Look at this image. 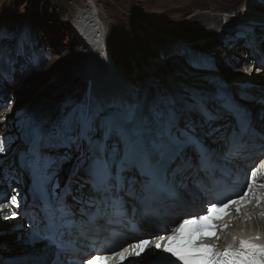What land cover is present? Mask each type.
<instances>
[{"label": "snow or ice", "instance_id": "6c2138e0", "mask_svg": "<svg viewBox=\"0 0 264 264\" xmlns=\"http://www.w3.org/2000/svg\"><path fill=\"white\" fill-rule=\"evenodd\" d=\"M193 66H199V62ZM44 111H38L30 127L32 166L38 178L53 185V190L60 188L55 181L61 171H67L68 179L64 193L54 197L56 203L45 234L40 235L38 230L34 238L47 240L61 251L66 249L58 240L59 229L75 223L67 219L71 212L64 195L74 194L78 203L98 210L101 206L111 208L117 215L124 214V195H129L148 214L154 211L160 194L172 189L170 176L192 167L194 158L203 167L215 155L213 145L223 139L220 121L225 116L230 115L236 121L227 135L229 150L245 137L256 134L251 116L241 112L232 97L197 88L134 90L129 95L111 97L90 89L82 97L65 101L58 109L59 118L47 117ZM6 150L7 137H0V153ZM65 165L69 167L65 169ZM255 177L253 171L247 180L249 191L264 188L256 183ZM234 195L239 199L213 198L205 208L188 212L190 218L183 219L174 229H166L171 232L166 242H161L164 237L156 242L138 238V242L114 253L119 257L118 264L129 257L143 258L149 250L167 253L168 259L174 257L181 264H264V243L254 242L260 240L259 235L241 238L238 247L229 245L223 250L205 242L219 227L215 221L232 205L239 212L241 204L248 200L254 199L257 204L264 200V195L255 192L251 197L248 191ZM6 199L0 210L20 206L18 194ZM10 215L15 218L17 212ZM90 257L82 264H109L113 258L91 253ZM54 264L63 262L58 259ZM128 264L137 262L128 260Z\"/></svg>", "mask_w": 264, "mask_h": 264}, {"label": "rangeland", "instance_id": "374dc122", "mask_svg": "<svg viewBox=\"0 0 264 264\" xmlns=\"http://www.w3.org/2000/svg\"><path fill=\"white\" fill-rule=\"evenodd\" d=\"M87 3H92L94 6L86 5ZM152 3L153 0H0V117H3L0 121H9L5 132L8 138L7 150L0 153L1 168L6 170L7 162L11 159L13 160L12 166L25 164L27 155L22 152L29 138L30 127L37 118L39 110H45L44 115L47 117L59 118L58 109L64 105L65 101H71L75 96L82 97L90 89L94 90L100 86L112 84L113 80L120 85L116 96L129 95L134 90L143 91L142 81L146 79L145 77L152 74L159 78L163 72L167 73L171 68L177 67L176 63L179 59L183 61L185 69H196L199 72L219 75L221 79L219 92L222 93L227 94L246 86L264 87V78L255 77L259 74L257 73L259 66L252 64V61L248 63L252 66L249 78L240 77V72L232 71L228 67L214 65L206 60L207 57H205L206 62H199V54L202 52L185 45L184 41L190 38L176 32L180 31L181 25L190 13L180 18L160 19L159 12L152 9ZM263 5L264 0L255 9L248 10L246 15L238 18L239 22L236 21L227 27L224 35L219 32L218 36L222 35V38L212 47L206 48L204 52L212 55L223 43L233 40L259 23H264ZM92 10L101 12L103 17L105 24L102 23L100 27L106 31L105 41L110 52L113 53L115 63L119 64L113 67L117 74L105 67L107 64L110 65L106 60L102 65L103 68H99V56H97L94 72H91L89 68V73L83 67L85 63H88L91 53L93 54L97 40L93 22H85L89 40L87 39L83 50L74 32L73 21L82 34V25L79 29L76 25V16L80 12L89 13ZM167 41L175 44L179 42L178 44L181 43L184 48L180 49L179 46V49L174 52L160 50L159 43ZM126 45L130 49L126 50L128 48ZM241 54H244V51ZM151 58L157 62L153 63L158 67L155 72L153 64L148 65L152 72L145 68L147 62L152 60ZM194 62H199V66L194 67ZM236 67H238L237 64L233 66V68ZM247 71L245 69L246 75ZM99 77L102 80H97ZM167 78H171L170 74H167ZM167 84L165 87L169 91H179L185 88L172 78ZM56 87L61 88L59 95L55 92ZM154 89L162 88L154 85ZM49 90L54 96L51 95L50 100H46V105L43 104L44 106L36 110L32 108L33 102L40 94ZM240 103L241 106H245L243 112L256 114L259 111L247 100L242 99ZM25 113L29 116L22 117L21 114ZM261 122L264 123V115ZM67 168L68 165H65V169ZM63 173L68 177L66 170ZM11 187L6 191H9ZM26 217L33 219V215L28 211ZM20 229L25 234V228L22 226ZM24 234L21 241L27 240V235L24 236ZM13 251V247H2L0 264L27 262L12 261Z\"/></svg>", "mask_w": 264, "mask_h": 264}, {"label": "bare ground", "instance_id": "6f19581e", "mask_svg": "<svg viewBox=\"0 0 264 264\" xmlns=\"http://www.w3.org/2000/svg\"><path fill=\"white\" fill-rule=\"evenodd\" d=\"M262 3L263 0H153L151 7L152 9L159 12L158 17L160 19L164 17L180 18L184 17L185 14L190 13L186 17V21L188 23L184 21V23L181 25L180 31L176 32L184 34L186 38H190L184 41L185 45L189 46L195 51L202 52L201 54H199V62L204 63L206 62V60H208L214 65L228 67L232 69V71L240 72V77L246 76V78H249V72L252 70V66L248 63L252 61V64H256L259 66L257 68V73L259 74L258 76L255 75V77L264 78V23H259L251 30L236 36L233 40H230L227 43H223L220 48H218L212 55H208V53L204 52L206 48H210L214 45V43L219 42L220 38H222V35H224L223 33L227 30V27H229V25L234 24L239 17H243V15H246L245 13L248 10L255 9L259 4ZM90 4L94 6V4ZM90 4L87 3L86 5ZM75 20L76 25L79 29L82 25V34L87 38L88 31L86 29L85 22L92 21L93 30L96 36L95 39L97 40V42H95V46L93 45V54L91 53V55L89 56L88 63H85L83 65L85 70L89 73L90 71L94 72L97 56H99V68H103L102 65L104 63V60H106L110 63V65L107 64L105 67L109 68L110 70L112 69L111 71L114 74H117L113 70V67H115L114 65L116 64L114 56L112 55L113 53L110 52V48L107 46V42L105 41V39H107V33L103 30L102 27H100V25L104 23L101 12L95 10H92V12L89 11V13H86L85 11L80 12L76 16ZM73 28L77 32V36L81 35L82 37H84L75 26L74 21ZM219 32L222 33L221 36H218ZM82 37H79V39L82 40L85 46L87 40L85 42ZM191 40L193 42H191ZM178 43L179 42L175 44L168 41L159 43V48L160 50H168V52L177 51L179 49V46L180 49H183L184 46L181 43ZM126 47H128V45H126ZM128 49L130 48L128 47L126 50ZM243 51L244 54H241V52ZM205 57H207L208 59L205 60ZM154 61V59L150 60L147 65H152L156 62ZM177 62L179 64L176 63V65L179 66L182 71H185L182 73L185 78L189 77L194 81L197 80V82L203 79V73H199V71L196 69H185L184 63L181 59L177 60ZM235 64H237L238 67L233 68ZM241 64H244L245 66H240ZM118 65L116 64V66ZM154 66L155 64H153V71L155 72L158 67ZM245 69L248 70L247 75L245 74ZM165 73L166 72H163V74ZM101 76H103V74H101ZM97 80L102 79L99 77L97 78ZM105 81L111 82L112 80ZM111 83L112 84L106 83L108 85L100 86L98 89L95 88L94 91L106 97L116 96V94L119 92L118 88L120 87V85H117L114 80ZM60 89L61 88L55 91L58 93L57 95H59V92H61ZM227 94L235 100L241 112H243V110L240 107L239 101L242 99L251 102L255 107L259 109L256 114L254 112L253 114H249L252 118L253 126L256 129V134L245 137L244 140L235 143L229 150L227 144V135L235 127L236 121L230 115L225 116V118L220 121V124L223 125V139L213 145L215 149V155H213L212 158L203 167L199 166L194 158L192 167L182 171L174 177H169V181L173 185V187L171 190L165 191L160 194L161 198L154 205L158 213L154 218L150 219L151 224H148V218L146 216H143V213L141 212L140 202L129 195L122 194L124 195V200L126 201L127 206H129L130 208L134 207L132 211L133 215H131V217L136 223L139 224L140 228L147 227V230L145 231L152 233L154 237H158L164 234L166 232V229H170L172 226L177 225L179 221L190 218L187 215L188 212L205 208V205H207L209 199L208 194L210 193L207 188L211 187V182L213 181V179H219L220 181L227 182L231 186L237 188L239 184L243 183L246 177L248 178L253 165L260 158H264V135H261V133H264V123L261 122L262 116L264 115V87L261 86L252 88L246 86L245 88L229 92ZM46 100H50V98ZM46 100L40 105L37 104V106H39L37 109H39L43 104L46 105ZM8 123L9 121L7 120L0 121V137H7L5 132L9 126ZM30 143L31 139L27 141V144L24 147V154L29 151ZM12 161L13 160L11 159L7 162L8 168L6 170L3 169V167H0V194H2L3 190L6 191V189H8L11 185H14L15 188L19 187L18 190L20 191V194L23 193L24 195L23 199L28 213L33 215V218L34 216L38 217L37 214L39 212L37 208V201L33 200L30 197L28 198L24 191L21 189L24 178H26V176H29V170L26 166H12ZM67 179L68 177L65 176L63 171L58 174L55 183H58L60 185V188L55 191L59 195H62L64 193L63 186L66 183ZM48 187L52 189L53 185L48 184ZM12 190L15 191L14 188L11 189V191ZM73 195H64V199H70V203L72 205L70 217L77 221L82 218V215L90 211L93 206H89L86 203H78L77 200L73 198ZM102 208L103 206H101L100 209L102 210ZM17 210L15 209V211ZM8 216L9 215L4 216L3 214H0V230H5L2 238H11V236H13V233L17 232L15 237L19 242L21 241V237L24 234L20 231V227L22 228L23 226L25 228V223L22 225L19 224V226H17L15 220L9 219ZM38 218L42 219L41 216ZM103 222L104 221L100 219L96 222L88 223L85 226L80 225L79 227L67 228V235L75 234L79 247L81 249H84L86 245H89L91 243L90 240L99 239L104 235ZM79 228H82L80 232ZM30 234L31 230L26 231L24 236L27 235L28 237ZM259 234L260 233H258L257 231H252V235L254 237ZM233 237H236L235 241H237L238 239L244 238L245 236L240 231H237L230 234L231 241H234ZM261 238L264 239V231L261 235ZM16 240L13 241V245L16 244ZM8 243L11 244L12 242L9 241ZM144 257L142 259H144ZM48 259L49 258H45L44 256L29 260L23 264H47Z\"/></svg>", "mask_w": 264, "mask_h": 264}, {"label": "water", "instance_id": "95a60500", "mask_svg": "<svg viewBox=\"0 0 264 264\" xmlns=\"http://www.w3.org/2000/svg\"><path fill=\"white\" fill-rule=\"evenodd\" d=\"M152 59V58H151ZM149 62H147L148 64ZM146 64V69L149 70L148 65ZM177 67H173L171 68L166 74L160 76L159 78L157 76H154L152 74H150L149 77H145L146 79H144L142 81L143 86H144V90H151L154 89V85L159 86V88L161 87L162 89H168L165 87V85L167 86L168 81L172 79H174L177 82H180L185 88H197L200 89L204 92H211V91H215L216 89L219 88L220 85V79L218 76L208 73V72H199V73H203V79L199 82L194 81L191 78H185L183 76V71L181 68ZM167 74H170V79L167 78ZM180 75V76H179ZM150 78H155L154 80L150 79ZM155 82V83H154ZM58 88H56L55 90H57ZM52 90V89H51ZM51 90H49L48 92H43L40 94V96L38 97L37 100H35L32 104V108H35V110L39 107L37 106L42 104L47 98H50L51 95H53L51 93ZM54 93V91H52ZM51 93V94H50ZM54 96V95H53ZM22 117H26L28 116L27 113H25L24 115L21 114ZM23 120V119H22ZM23 221V216H22V212H21V216L17 219H15V223L18 225L19 223H21ZM22 224H24L22 222ZM31 227H33V224H26L25 223V231H28ZM24 231V232H25ZM5 233V230H0V249L2 247H13L14 251L11 254L12 261H20V260H28V259H35V258H39L40 256L43 255V252L41 251L44 247H46V241L45 240H35V241H30V240H25V241H17L16 240V233H13V236H11V238H2L3 234ZM16 240V244L13 245V241ZM11 241L12 243L9 244L8 242ZM151 257H158L157 255H152ZM153 259V258H152ZM151 258H149V260H147L146 262H138L137 264H149V262L152 260Z\"/></svg>", "mask_w": 264, "mask_h": 264}, {"label": "trees", "instance_id": "16d2710c", "mask_svg": "<svg viewBox=\"0 0 264 264\" xmlns=\"http://www.w3.org/2000/svg\"><path fill=\"white\" fill-rule=\"evenodd\" d=\"M78 40L80 41V43H83L81 39H79V37L77 36Z\"/></svg>", "mask_w": 264, "mask_h": 264}]
</instances>
